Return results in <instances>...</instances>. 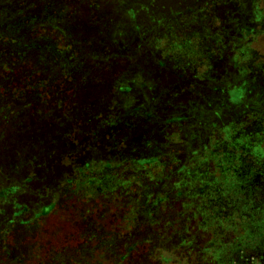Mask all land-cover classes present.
Returning a JSON list of instances; mask_svg holds the SVG:
<instances>
[{"label":"rangeland","instance_id":"374dc122","mask_svg":"<svg viewBox=\"0 0 264 264\" xmlns=\"http://www.w3.org/2000/svg\"><path fill=\"white\" fill-rule=\"evenodd\" d=\"M28 4L33 40L0 47V86L33 41L38 69L0 88V145L28 106L50 148L17 157L16 140L11 155L48 183L19 197L0 264L64 249L69 264H198L209 242L227 264H264V0ZM55 47L67 63H42Z\"/></svg>","mask_w":264,"mask_h":264},{"label":"trees","instance_id":"16d2710c","mask_svg":"<svg viewBox=\"0 0 264 264\" xmlns=\"http://www.w3.org/2000/svg\"><path fill=\"white\" fill-rule=\"evenodd\" d=\"M44 3L45 0H22V3L25 5H28V7L23 6H17L21 2V0H13L10 3H3L1 4L2 8H0V15H6V26L4 25V32L5 35L0 37V47L1 46H10L11 43H16L17 46H20V44H24L29 42L30 40H33V37L29 34L33 31L36 22L35 16L38 14L36 10H30L37 8L38 6L28 3ZM17 6V7H15ZM63 11V10H62ZM57 10V16L58 20L64 21L61 16H63V12ZM64 17V16H63ZM8 18V19H7ZM66 19V17H64ZM57 24V22H56ZM58 25V24H57ZM77 28L75 29L77 33H79L80 25H76ZM12 35H16L15 38L12 37ZM38 42V41H37ZM33 44L30 45L27 49H25L22 52V57L20 58L18 53L14 58L11 60L10 57V63L6 65L10 70L7 71L8 73L2 76L4 77L3 86L5 88V84L7 86L11 87L16 86L15 83L12 82V79L10 77H14V71H17L19 73H30L33 70H37L38 64L32 61V51L35 45V41L32 42ZM39 47V46H37ZM56 52H51L49 56L46 57V59L42 58L41 62L45 63L47 65L54 66V64H57L61 66L63 63H67V59L64 57V53H67V51L61 47H55ZM26 51H29L26 54ZM1 54V53H0ZM27 55V56H26ZM1 59V57H0ZM22 60H27L28 62H31V66H26L27 63L18 65L17 68L15 67V62H22ZM41 67V65H40ZM16 68V69H14ZM53 68V67H52ZM6 70V69H4ZM22 75V74H20ZM17 76V75H16ZM15 76V77H16ZM11 84H10V83ZM3 86H0V88L3 90ZM7 88H5L6 90ZM126 90H129L127 88ZM9 93V92H8ZM33 91L27 92V95H32ZM24 102H22L23 104ZM10 113L14 114L15 108L8 109ZM32 112L30 108L26 105L20 104L18 110L13 115V122L15 123V126L18 127L19 130L14 131L11 133V136H7L4 134L1 139L3 140L2 144L0 145V255L6 252H3L5 249V241L4 237L6 234L18 231L23 228L22 222L14 223V217L16 215H19L21 213L20 208L21 205L18 204L19 197L23 196L26 192L30 193L31 191L30 186L35 185L38 181V183H48L47 178L38 179L35 178V174H30L29 172H24L25 169L28 167L27 163L26 165L22 162L23 160H18V158L13 157L11 148V143L14 141H18V143H15L18 145V148L14 153L19 152L17 157H22V155L26 152L31 153L32 155L35 154V152H38L40 148L42 147L45 152L50 148V138H47L43 134V129L45 124H43L41 121H38L40 123H34L32 121ZM30 119V120H29ZM29 120V121H28ZM40 125L42 126L40 128ZM33 130V131H32ZM6 130H1L0 132H5ZM29 134V135H28ZM4 138H7L4 140ZM55 142V140H52ZM7 143V144H6ZM2 149V150H1ZM3 151V152H2ZM39 154V153H36ZM17 159V160H16ZM46 181V182H45ZM44 186V185H43ZM10 208L12 209V216L13 219H9L10 213L6 210ZM48 206L42 207V210L40 211L41 214H45L47 211H49ZM11 216V217H12ZM145 242L151 243L153 246L158 245L154 239H158L157 235H150L143 238ZM48 256L55 253L53 249H49ZM67 249H64L60 253L56 254L57 256L55 262L58 264H69L64 258V254ZM205 260H199L198 264H227L226 256L223 251V248H221V245L218 244V242H209V245L202 249ZM3 252V253H2ZM147 254V253H146ZM157 259H160V264H167L170 262V259L167 257H157ZM155 262V261H154ZM155 264H158L155 262ZM196 264V263H195Z\"/></svg>","mask_w":264,"mask_h":264}]
</instances>
